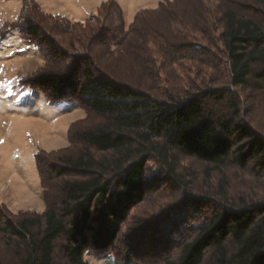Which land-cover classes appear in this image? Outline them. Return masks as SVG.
Segmentation results:
<instances>
[{
  "label": "trees",
  "instance_id": "obj_1",
  "mask_svg": "<svg viewBox=\"0 0 264 264\" xmlns=\"http://www.w3.org/2000/svg\"><path fill=\"white\" fill-rule=\"evenodd\" d=\"M238 2L163 0L128 28L120 11L114 30L67 25L75 44H88L80 53L24 16L19 33L45 66L22 84L52 103L73 99L86 116L68 128L67 147L35 155L45 209L0 204V264H88L85 252L122 263L264 264V198L230 187L234 172L264 181V132L235 91L264 84V22L254 14L264 16V1ZM213 26L219 49L195 38ZM158 174L179 192L177 209L123 234ZM198 179L219 199L194 190Z\"/></svg>",
  "mask_w": 264,
  "mask_h": 264
},
{
  "label": "rangeland",
  "instance_id": "obj_2",
  "mask_svg": "<svg viewBox=\"0 0 264 264\" xmlns=\"http://www.w3.org/2000/svg\"><path fill=\"white\" fill-rule=\"evenodd\" d=\"M161 1L163 0H0V204L8 211L14 214L22 211L41 213L45 209L35 167V155L39 150L50 152L67 147L68 128L86 116L84 109L73 99L52 103L39 90L22 84L23 80L30 79L34 72L45 66L44 57L36 52L33 45L23 40L19 33L18 26L23 25L24 16H33L47 31H52L63 45L71 42L80 53L83 47L79 45L86 48L88 44L83 38L79 45L75 44L74 39L78 41V35L70 34L71 30H66L67 25H77L79 31L88 24L97 30H114L116 13L120 11L124 27L128 28L138 11L155 9ZM239 1L241 6L249 4L251 9H257L263 7L261 1L264 0ZM207 5L215 8L214 1ZM254 14L264 22V16ZM46 16L50 18L47 19ZM218 33L219 30L213 26L207 36L199 34L195 38L204 46L214 43L215 49H219ZM181 73V70L176 71L177 76ZM189 75L193 80L200 79L197 76L195 78L193 71ZM201 77L208 79L204 75ZM235 91L241 98L248 99L244 106L245 118L264 132V84L261 88L251 85L236 88ZM189 165L193 166L191 163ZM193 168L196 169L195 166ZM153 177L157 183L150 182L146 204L129 212L130 220L125 224L123 234L135 227L136 230L139 229L137 223L135 224L136 220L144 219L151 223L158 211L166 209L163 216H169V213L177 209L175 204L180 198L175 186L162 174ZM230 187L234 197L237 194H253L264 198L263 180L234 172ZM193 188L200 195L210 193L212 198L219 199L216 197L215 187L201 179L196 180ZM197 215L202 214L196 212L194 217H198ZM115 249L120 250L118 245ZM142 256H132V260L124 263L118 262L122 259L121 255V258H117L114 255L85 252L83 257L88 264H142V260L149 259L146 255L144 258Z\"/></svg>",
  "mask_w": 264,
  "mask_h": 264
},
{
  "label": "snow or ice",
  "instance_id": "obj_3",
  "mask_svg": "<svg viewBox=\"0 0 264 264\" xmlns=\"http://www.w3.org/2000/svg\"><path fill=\"white\" fill-rule=\"evenodd\" d=\"M0 142H2V141H0Z\"/></svg>",
  "mask_w": 264,
  "mask_h": 264
}]
</instances>
